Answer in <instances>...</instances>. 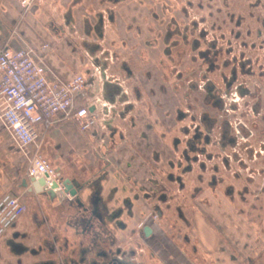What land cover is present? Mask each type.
I'll list each match as a JSON object with an SVG mask.
<instances>
[{"label": "flooded vegetation", "instance_id": "1", "mask_svg": "<svg viewBox=\"0 0 264 264\" xmlns=\"http://www.w3.org/2000/svg\"><path fill=\"white\" fill-rule=\"evenodd\" d=\"M232 1L184 0L188 10L215 6L212 30L203 25L190 34L188 12L173 41L192 64L186 58L171 66L168 138L161 135L150 178L136 189L140 210L130 211V199L102 183L107 178L71 179L76 213L60 217L64 225L43 218L35 231L2 238L0 264H264V14L256 12L264 6L244 0L246 14L237 15ZM109 103L108 118L97 124L110 131L100 136L104 144H113L123 117L120 104ZM201 226L215 234L214 248ZM33 235L37 245L28 242ZM15 254L24 260L11 262Z\"/></svg>", "mask_w": 264, "mask_h": 264}, {"label": "crops", "instance_id": "2", "mask_svg": "<svg viewBox=\"0 0 264 264\" xmlns=\"http://www.w3.org/2000/svg\"><path fill=\"white\" fill-rule=\"evenodd\" d=\"M188 12L184 0H35L29 11L19 0H0V46L48 44L47 63L54 73L65 79L86 75L83 100L100 92L106 101H117L123 113L113 144L100 141L110 133L100 124L82 131L58 114L50 128L37 126L39 138L32 152L39 148L64 179L107 178L102 183L115 188L123 201L129 198L130 211H139L136 189L141 178H150L153 153L164 147L161 135L168 138L166 124L174 110L171 66L182 47L173 48V41L180 39ZM94 66L102 70L100 84L91 75ZM156 118L160 121L153 128L150 123ZM27 170V156L0 122V200L11 195L28 205L3 239L32 231L43 218L64 225L66 220L60 217L76 213L72 196L43 195L37 189L39 179L30 178ZM44 185L38 187L45 190ZM201 227L206 246L214 248L215 234ZM28 242L38 241L33 235ZM10 258L24 260V254Z\"/></svg>", "mask_w": 264, "mask_h": 264}, {"label": "built area", "instance_id": "3", "mask_svg": "<svg viewBox=\"0 0 264 264\" xmlns=\"http://www.w3.org/2000/svg\"><path fill=\"white\" fill-rule=\"evenodd\" d=\"M35 0H19L23 10L29 11ZM23 40V39H22ZM24 42L19 49L0 46V122L11 133L13 140L28 158L30 178H44L45 190L59 198L65 192L63 179L57 169L32 146L39 138L37 126L50 128L58 114L72 120L80 130L88 131L108 118L113 104L100 93L82 99L87 77L77 73L65 79L54 73L47 63L46 51ZM102 70L94 66L91 75L102 83ZM114 80V79H112ZM27 204L19 197L6 195L0 200V240L27 211Z\"/></svg>", "mask_w": 264, "mask_h": 264}, {"label": "rangeland", "instance_id": "4", "mask_svg": "<svg viewBox=\"0 0 264 264\" xmlns=\"http://www.w3.org/2000/svg\"><path fill=\"white\" fill-rule=\"evenodd\" d=\"M195 1V0H194ZM232 1V0H231ZM233 1H236V3H237V8H236V14L237 15H245L246 14V2L244 1V0H233ZM232 1V2H233ZM246 1H250L249 3H251V2H254L255 4H258V3H261L260 5H263L264 6V0H246ZM214 2L215 3H219L218 2V0H214ZM204 10L203 11H200L199 10V8H197V7H193V8H190L189 9V17H190V22H189V30H190V34H192V35H195V33H197L196 32V30H195V28L197 29V27H198V29L200 28V27H202L203 25L204 26H206V28H211V30H212V21L211 20H209V15L210 14H212L213 12H214V9H215V6H211L210 8H203ZM221 9L223 10V6L221 7ZM204 11H205V13H204ZM224 11V10H223ZM256 12H258L259 14H264V8H261V7H259L257 10H256ZM203 14H205V15H203ZM255 14V13H254ZM200 16H206L207 18H208V20L206 21V23L205 24H199L197 21H194V22H192L191 20H192V18H197V20H198V18H200ZM211 21V22H210ZM225 21V20H224ZM208 22V23H207ZM210 22V23H209ZM225 25L227 26V28L228 27H230V26H233V25H231L230 23H225ZM208 26H210V27H208ZM190 37H191V35H189ZM208 36H209V38L211 39V35H209L208 34ZM189 42H191V38H190V41ZM174 48V47H173ZM182 48V47H181ZM181 50V49H180ZM184 51H186L185 49H183ZM189 50H190V46H189ZM187 52V51H186ZM178 55H182L183 57H184V55L183 54H180V51H178ZM182 56H177V55H175L174 56V60H173V68H175V67H178V68H180V64H178L177 63V61L179 62V61H185V59L187 58V56H186V58H182ZM186 63L187 64H192L191 62H190V60L187 58L186 59ZM185 66V65H184ZM184 66H182V68L184 67ZM185 68V67H184ZM175 70V69H174ZM175 78V77H174ZM49 161V160H48ZM50 162V161H49ZM51 163V162H50ZM52 164V163H51ZM53 165V164H52ZM54 166V165H53ZM57 197V196H56ZM28 206V205H27ZM28 210V209H27ZM188 252L190 253V251L188 250ZM175 254H177V253H175Z\"/></svg>", "mask_w": 264, "mask_h": 264}, {"label": "water", "instance_id": "5", "mask_svg": "<svg viewBox=\"0 0 264 264\" xmlns=\"http://www.w3.org/2000/svg\"><path fill=\"white\" fill-rule=\"evenodd\" d=\"M38 184L43 186L45 184V179L44 178H39L38 180ZM37 185V189L38 192L42 193L43 195H49L51 198L55 197V193L53 191H45L44 189H40V187H38ZM64 184H65V192L69 193L71 196H77L78 193V186L71 180V178H65L64 180Z\"/></svg>", "mask_w": 264, "mask_h": 264}]
</instances>
